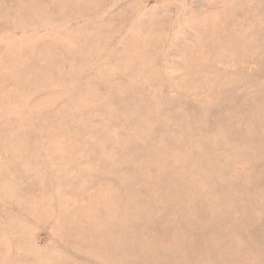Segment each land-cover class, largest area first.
I'll list each match as a JSON object with an SVG mask.
<instances>
[{
  "label": "rangeland",
  "instance_id": "rangeland-1",
  "mask_svg": "<svg viewBox=\"0 0 264 264\" xmlns=\"http://www.w3.org/2000/svg\"><path fill=\"white\" fill-rule=\"evenodd\" d=\"M0 264H264V0H0Z\"/></svg>",
  "mask_w": 264,
  "mask_h": 264
}]
</instances>
